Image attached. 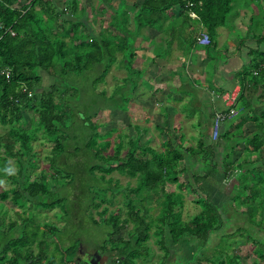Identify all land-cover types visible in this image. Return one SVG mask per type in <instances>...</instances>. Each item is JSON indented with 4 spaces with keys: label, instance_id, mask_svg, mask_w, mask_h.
Masks as SVG:
<instances>
[{
    "label": "trees",
    "instance_id": "obj_1",
    "mask_svg": "<svg viewBox=\"0 0 264 264\" xmlns=\"http://www.w3.org/2000/svg\"><path fill=\"white\" fill-rule=\"evenodd\" d=\"M64 1L29 0L23 3L21 0H0V69L9 70L8 78L0 76V125L9 128L5 138H0L1 144L6 142L2 144L4 157L0 158V173L13 185L0 194V199H9L20 210L28 205L42 210L57 207L68 215L71 201L68 203L65 198L58 199L52 195L45 177L28 181L26 172L34 167L30 146L33 134L23 128L29 124L25 123V115H31L35 130H41L48 144L52 145L57 165V159L63 156L67 148L63 135L69 127L66 126L67 115L71 112L69 110L75 109L67 106L66 97L77 102L75 96L70 95L71 87L65 82V77L95 73L92 82L96 86L103 82L115 61L116 53H120V66L127 74L122 88H127L129 82L131 94L136 91L143 77L142 72L132 65L139 55L138 50L143 49L142 46L139 48L140 44H136L137 39L147 40L144 31L158 32L159 26L166 22L167 48L177 35L183 46L188 44L190 51L197 46L195 26L199 27L209 37V45L201 48H205L210 55L216 49L217 30L229 27L232 17L238 16L239 9L244 8L250 12V19L246 38L239 40V47L249 41L254 42L256 47L248 51V69L237 77L242 91L239 96L241 110L236 118L237 124L233 127L237 133L231 134L230 129L219 130L217 142L212 144L210 136L209 141L207 138L199 139L194 147L176 138V132L172 134L163 127L164 152L161 156L152 155L147 159L146 155L151 154L150 149H138L128 142L126 154L120 157L122 142H118L114 155L104 157L110 144L103 142L96 146L95 140L99 138L100 129L96 126L95 113L81 120L84 128L89 129V134L87 142L82 145L83 150H76V154L87 151L91 154L90 159L101 162V165L94 164L83 171L87 178L92 179L94 171H99L103 176L118 173L137 181L132 189L121 190L116 186L113 189L98 188L104 194V202L109 191L111 199L122 193L126 208L124 220L119 219L117 210L108 213L107 209H103L99 214L105 217L108 213L102 223L107 231L106 238L96 246V252L107 260L103 264H135L136 260L148 257L146 244L152 236L162 252L160 264H239L236 243H228L227 239L221 238L217 245L210 246L212 239L219 236L224 228L223 218L228 207L224 204L216 207L210 201L209 193L215 186L228 190L221 179H230L231 166L228 160L235 156L238 139L245 141L244 148L248 155L264 152V107L259 113L249 103L256 96L258 88L261 90L260 98L264 100V0H142L141 3L138 0H118L117 3L106 0L99 11H110V18H99L102 28L95 34L86 23L75 19L77 0L70 3ZM128 1L132 3L133 9L132 30L129 29ZM189 13L194 14L196 19L191 20ZM66 39L69 40V46L65 43ZM164 53L156 48L151 55L162 60L167 54ZM44 83H47L46 87ZM247 84L251 85L249 96L243 99ZM234 120L227 123H234ZM246 122H251L254 127L248 137L238 133ZM16 144L19 145L18 149ZM214 147L222 148L220 164L214 161ZM9 161H14L17 168L16 174L12 176L3 171L6 167L12 168ZM253 170L252 167L250 171ZM53 172L55 175L60 173L56 170ZM73 173L72 176L78 177L81 172ZM217 175L218 181L215 179ZM257 176L264 183V162L263 171L259 170ZM242 178L237 180L235 189L239 194L233 195L229 207L233 203L244 205L246 210L243 213L255 220L258 213V208L254 206L258 181L252 178V183L244 184L246 179ZM86 181L83 180L81 184ZM242 192L243 195L247 192V195L242 197ZM183 193L195 197V205L200 209L188 221H183L180 212L175 210L182 207ZM93 206L96 208V205ZM156 209L157 216L153 220H146L148 214ZM260 222L264 228V214H261ZM93 224L98 226L96 221ZM32 227L35 230H30ZM15 228L16 224L10 223L9 233ZM46 236L59 237L58 230L44 225L39 231L33 217L23 220L20 236L0 245V255L4 256L9 251L12 253L8 264H18L20 261L23 264H42L47 246L44 240ZM35 237L41 238L38 255L34 257L30 252L23 255L22 251ZM56 240L59 245V239ZM258 246L253 247L260 264L264 262V239ZM77 250V244L60 249L59 264H90L92 255L85 251V255L79 256ZM3 259L0 257V264ZM50 264H55L54 258L50 259Z\"/></svg>",
    "mask_w": 264,
    "mask_h": 264
},
{
    "label": "rangeland",
    "instance_id": "obj_2",
    "mask_svg": "<svg viewBox=\"0 0 264 264\" xmlns=\"http://www.w3.org/2000/svg\"><path fill=\"white\" fill-rule=\"evenodd\" d=\"M21 1L25 3L29 0ZM71 1L72 0H66L64 2L70 3ZM105 1L106 0H77L78 11L75 19L86 23L88 28L95 34V31H100L102 28V24L99 25V18L102 17L105 18V20L110 18V16H108L110 11L106 13H101L99 11L100 7L104 6L103 3ZM110 1L112 3L118 2V0ZM138 2L141 3L142 0H138ZM127 6L129 8V29L132 30V3L128 1ZM81 8L87 9L81 10ZM239 11L240 13L238 16L232 17V20L230 22L228 21L230 24L229 27L222 30L219 34V39L217 41L220 47L224 45L223 49H227V46L229 48L231 47L227 41H231L234 45L239 38H246V28H248L249 25L250 12L244 10V8H240ZM90 12L91 17L89 16ZM93 21L95 23L94 25ZM104 26L105 25H103V27ZM81 30L82 26L79 27V31ZM143 35L145 38H147V36L150 38L153 36L154 38L155 34L150 31H144ZM155 36L158 37L157 34ZM148 40L149 38H147L146 41L139 38L136 41V44H140L139 48L142 46L143 49L138 50L139 55H137L136 59L133 61L132 66L134 69L141 71L143 77L138 82L136 91L131 94H129L131 90L129 82L127 88H122L124 86L123 81L127 78V74L123 67L120 66V61L122 60L120 53H116L115 61L110 66L108 74L105 76L103 82L96 86H94L92 82L96 76L95 73H82L65 77V82L71 87L69 91L71 93L70 95L75 96L77 102L70 101L69 97H66L67 106H70V109H75L69 110L71 112L67 115L69 118L66 121V126L68 125L69 127L65 133H63V135H65L64 145L67 146V148L63 156L57 159L59 161H57V165L55 162L56 157H53L52 145L48 144L41 130H35V124L31 120V115H25V123L29 124H26L23 128L30 134H33V140L30 146L31 153L34 155L32 158L34 167L33 169L27 170L26 177H28L29 182L42 176L45 177L47 179L46 183L48 184L49 192L52 193V195H55L58 199L65 198V201L68 203L71 201L68 208L69 216L65 215L61 208L57 207L51 210H42L38 207H30V205H28L25 209L20 210L9 199L6 201L0 199L1 246L6 244L9 240L20 236L23 220L33 217V222L36 227L39 228V231L42 226L46 225L56 228L59 234V237H56L59 239V243L57 242L59 245L56 244V238L52 236L45 237L44 240L47 246L44 250V261L42 264H50L51 258L55 259V264H59L60 249L71 247L75 244L78 245L77 251H79L80 255L84 254V251L94 255L91 259L92 264H99V262L103 264V262L107 261L105 257H102L101 254L96 252V246L101 244L106 238L105 235L107 231L103 228V220L107 218L108 213L116 210L119 212V219L124 220L126 218V208L123 204L124 199L122 193L117 194L111 199L109 191L107 193V199L104 202L102 201L104 194H102V191L98 188L113 189L116 186L117 188H121V190L132 189L135 188L137 181L136 179L121 176L118 173L103 176L99 171H94L92 179L87 178L83 174V171L87 168L92 167L94 164L101 165V162L99 160L90 159L91 154L87 151L76 154V150H83L82 145L87 142L89 134V129L84 128L81 120L90 118L96 113V126L100 129L98 133L99 138L95 140L96 146L102 145L103 142H109L110 144L108 150L103 154L104 157L114 155L118 142H122L120 157L126 154L128 142H131L133 147L138 149H150L151 154L146 155L147 159L151 158L152 155L157 157L161 156L164 152L162 147L164 137L161 132L162 130L159 131V126L162 125L164 122L163 119L165 118L158 115L159 108L157 107V102L164 100L162 97L163 93L160 92V90L166 88L170 81L168 78L171 77L169 73L176 70V67L182 66L185 57L190 59L193 53L200 51L199 48H193L189 51L188 44H184V49L188 51L181 52L179 49L174 48L173 45V50L165 55L164 61H161L151 55L152 51L155 48L162 52L165 50L162 46L158 47L155 44L152 49ZM65 43L68 46L70 45L68 39L65 40ZM175 44L179 46L177 41ZM244 45L243 48L247 49H255L256 47L254 42H247ZM260 48H263V46ZM211 55L212 54H210V56ZM46 86L47 83H44V87ZM72 90H74L75 93ZM141 110H144V114ZM165 121L170 129L172 124L171 118L168 120L165 119ZM8 130V127L0 125V138H5ZM192 136V133H185L186 139ZM211 140L212 144L217 142L216 140ZM2 144H6V142L4 143L3 141ZM2 144L0 143V158L4 157ZM191 145L194 147L196 146L193 142ZM18 147L19 145L16 144V149H18ZM214 149V161L220 162L222 157L221 149L217 147H214ZM231 161L232 158L228 160L229 164ZM9 162L16 174L17 168L14 161ZM60 164H63L64 166H62L65 169H63ZM55 167L57 169H54ZM54 170L60 173L55 175L53 172ZM73 171L81 172L79 174L80 176H72V174H74ZM218 178L219 176L217 175L215 179L218 181ZM86 179L87 181L82 185V181ZM262 180L264 181V179ZM257 181L259 187L256 191L257 197L254 201V206L258 208V213L255 216V220L249 219L248 215L243 213L246 210L244 205L237 206L236 203L231 204L230 207L227 205L228 212L223 218L224 228L221 234L219 233V236H215L210 243V246L213 247L218 244L221 238L227 239L228 243H236L237 248L235 252L239 257V264L260 262L255 255L253 246L261 245L264 239V228L260 222L261 214H264V183L260 180V177L257 178ZM221 183L224 187H227L228 190L222 189L220 186H215L211 188L209 193V199L216 207L230 203V197H232V195L228 194L230 188L229 180L224 181L221 179ZM12 187L13 185L9 180L0 173V194L4 191H8ZM89 188L91 189L89 190ZM186 193H183L184 198L182 207L175 209L180 212L183 221L190 220L200 211L199 207L195 205L196 198L192 196L188 197ZM235 194L238 195L239 192ZM241 196L245 197L246 195H243L242 192ZM93 205H96V208ZM103 209H107L108 211L105 217L99 215ZM157 214V209L152 210L146 217V220H153ZM93 221H96L98 226H95ZM10 223H15L16 228L9 233L8 226ZM129 228H131V225ZM261 228L263 229L261 230ZM32 229L35 230V227L30 228V230ZM3 234L5 235L4 237L2 236ZM225 239H223V241H225ZM40 240V237H35L26 249L20 251H22L23 255L30 252L34 257L37 256ZM155 240L156 239L152 236L146 244L149 252L148 257L136 260L135 264H160L162 252L156 246ZM57 246L60 248L57 249ZM11 255L12 253H10V251L4 256L0 255V257L4 258L1 264H8ZM18 264L23 263L20 261ZM260 264H264V262Z\"/></svg>",
    "mask_w": 264,
    "mask_h": 264
},
{
    "label": "crops",
    "instance_id": "obj_3",
    "mask_svg": "<svg viewBox=\"0 0 264 264\" xmlns=\"http://www.w3.org/2000/svg\"><path fill=\"white\" fill-rule=\"evenodd\" d=\"M195 29L197 34L204 32L203 29L199 27L195 26ZM225 29L226 28H220L217 30L216 49L213 53H211V56L205 50V48L195 46L194 48H199L200 51L193 53L190 59L187 57L184 58V64H182L183 69L182 66L176 67V70H173V72L169 73L171 74V77L168 78L170 79L168 85L165 89L160 90V92L163 93L162 97L164 100L157 102V107L159 108L158 115L167 120L171 118L172 124L169 129L165 119H163L164 122L161 126H159V131L163 130V127H166L169 132L172 131L171 133H177L176 138L185 140L187 144L189 143V145H191L192 142L196 145L197 141L201 138H207L208 141L210 140L214 115L216 113H221L226 109L223 98L225 94H236V106L238 110H241L242 102L239 100V96L242 91L237 77L243 71L248 69L247 54L251 48H243L245 45L239 47V40L244 38H239L237 43L234 45L231 41H227L231 46L230 48L227 46V49H223L224 45L220 47L217 40L219 39V34ZM167 30V23L164 22L159 26L158 32L150 31L151 33L155 35L157 34L158 36L156 37L154 35V38L153 36L151 38L147 36L149 40L153 41L148 42L152 49L155 44L158 47L162 46V48L165 50L164 52L168 53L173 50L174 45V48L179 49L181 52H185V49L178 40L177 35L174 36V44L171 43L170 47L167 48ZM176 41L178 42L179 46L175 44ZM164 59L165 56L162 60H158L164 61ZM250 86V84H247V86L244 87L245 89L243 91V99H246L249 96V88H251ZM260 96L261 90L258 88L256 96L253 99H248L254 110H258L259 113H261V110L264 107V100L261 99ZM141 111L144 114V110ZM236 118L234 123L222 124L219 129L220 132L225 130L228 131L230 129L229 132L231 134L237 133L233 128L237 124ZM253 130L254 127L251 122H246L241 130L238 131V133L248 137L249 134L253 132ZM188 132L192 133L193 136L189 139H186L185 133ZM238 144V150H235V156L231 157V174L229 175L230 179H228L230 183L228 194L232 195V197L236 193L235 189L237 188L236 186L238 179L244 177V179H246L244 184H250L252 183L253 179L255 181L257 180L259 170L263 171L264 152L261 154L255 153L248 155L244 148L246 146L245 141L238 139ZM186 146L188 145H185V147ZM220 149L222 154V148ZM215 163L220 164L221 161H216ZM252 167L254 170L250 171ZM244 193V195H247V192ZM232 197H230L231 200ZM229 204L230 203L224 205L227 206Z\"/></svg>",
    "mask_w": 264,
    "mask_h": 264
},
{
    "label": "built area",
    "instance_id": "obj_4",
    "mask_svg": "<svg viewBox=\"0 0 264 264\" xmlns=\"http://www.w3.org/2000/svg\"><path fill=\"white\" fill-rule=\"evenodd\" d=\"M189 18L195 20L196 16L192 13H189ZM11 36H14L11 34ZM196 44L200 47H207L209 45V37L205 32L198 33L196 37ZM264 68V65L262 66ZM255 75L256 73L253 72ZM0 76H4L5 78L9 77V70L7 69H0ZM224 98V106L225 111L221 113H216L213 117V124H212V134L211 139L216 140V137L218 135L220 126L224 123L233 121L238 114L240 113V110L237 109V95L233 93L225 94Z\"/></svg>",
    "mask_w": 264,
    "mask_h": 264
},
{
    "label": "clouds",
    "instance_id": "obj_5",
    "mask_svg": "<svg viewBox=\"0 0 264 264\" xmlns=\"http://www.w3.org/2000/svg\"><path fill=\"white\" fill-rule=\"evenodd\" d=\"M3 171H4V173H5L6 175H9V176H12V175L15 174V173H14V170H13L11 167H6V168L3 169Z\"/></svg>",
    "mask_w": 264,
    "mask_h": 264
},
{
    "label": "flooded vegetation",
    "instance_id": "obj_6",
    "mask_svg": "<svg viewBox=\"0 0 264 264\" xmlns=\"http://www.w3.org/2000/svg\"><path fill=\"white\" fill-rule=\"evenodd\" d=\"M77 253H78L79 256H81V255L79 254V251H77ZM83 253H84V254H82V256L85 255L86 252L84 251ZM91 255H92V254H91ZM93 256H94V255H92L91 257H93ZM99 264H100V262H99Z\"/></svg>",
    "mask_w": 264,
    "mask_h": 264
},
{
    "label": "water",
    "instance_id": "obj_7",
    "mask_svg": "<svg viewBox=\"0 0 264 264\" xmlns=\"http://www.w3.org/2000/svg\"><path fill=\"white\" fill-rule=\"evenodd\" d=\"M90 264H92V262H90Z\"/></svg>",
    "mask_w": 264,
    "mask_h": 264
}]
</instances>
